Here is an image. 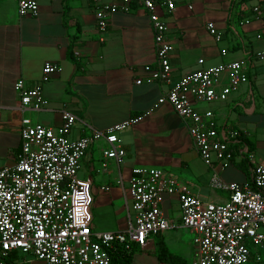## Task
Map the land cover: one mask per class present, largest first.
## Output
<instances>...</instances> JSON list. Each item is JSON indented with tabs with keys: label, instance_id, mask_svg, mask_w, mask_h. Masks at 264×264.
Here are the masks:
<instances>
[{
	"label": "crops",
	"instance_id": "1",
	"mask_svg": "<svg viewBox=\"0 0 264 264\" xmlns=\"http://www.w3.org/2000/svg\"><path fill=\"white\" fill-rule=\"evenodd\" d=\"M175 3V10L166 16L172 52L171 79L165 84L145 81L148 73L144 68H155L156 57L149 18L142 9L134 6L128 13H112L106 31L101 33L92 0H40L35 17H19L17 0H0V166H12L16 160L22 118L56 128L62 123L61 112H72L78 121L69 139L76 140L148 112L140 123L118 134L125 152L119 165L110 161L102 171V151L107 148L103 140L91 144L81 162L77 179L92 195V223L99 230L92 228L95 232L127 230V187L134 167L162 169L203 202L219 203L228 198L226 191L210 188L211 172L193 149L184 122L167 104L153 108L175 81L194 70L236 60L248 62V84L241 85L224 102L195 103L194 107L199 112L211 111L219 126L238 131L254 157L253 163L264 162V63L256 58L264 49V0ZM256 7L260 16L253 12ZM208 22L222 32L220 42L207 33ZM47 62L57 65L59 71L42 84L46 107L38 112H20L14 84L18 80L26 87L39 83ZM136 80L141 83L136 84ZM226 82L227 76L222 75L220 84ZM230 166L236 170L229 167L222 171L223 182L250 181L251 165L246 160L236 157ZM102 186L109 191H101ZM160 208L166 218L179 221L175 195L163 194ZM158 241L186 264L192 261L191 240L162 234L143 247L134 245L130 264H162L156 258ZM24 259L29 264H44L31 257ZM249 262L261 264L260 253L251 254Z\"/></svg>",
	"mask_w": 264,
	"mask_h": 264
},
{
	"label": "built area",
	"instance_id": "2",
	"mask_svg": "<svg viewBox=\"0 0 264 264\" xmlns=\"http://www.w3.org/2000/svg\"><path fill=\"white\" fill-rule=\"evenodd\" d=\"M39 1L17 0L18 16H37ZM92 3L101 33L106 31L114 12L128 13L136 6L147 13L156 66L144 68L148 73L145 81L168 84L172 46L166 16L175 10V0ZM253 12L261 15L257 7ZM205 28L215 42L221 41L222 32L213 23H206ZM256 58L264 63V49ZM247 64L246 60H236L194 70L175 81L153 106L169 105L184 122L193 149L211 172L210 188L226 191L228 198L219 203L203 202L162 169L134 167L127 187L133 218H128L125 232L93 231L92 195L77 174L89 146L97 140L107 145L102 151V171L107 170L110 161L119 165L125 152L118 134L140 123L148 112L76 140L69 139L78 121L72 112L63 110L62 123L56 128L22 118L16 160L12 166H0V264H29L24 257L44 264H110L111 252L130 250L132 245L143 247L148 240L180 228L193 235L194 254L189 264H246L251 246L264 251V162L253 163L254 157L238 131L219 126L211 111L199 112L194 107L195 103L224 102L241 85L248 84ZM58 71L57 65L47 62L42 66L39 83L26 87L23 80H18L14 84L20 112H38L46 107L42 84ZM222 75L227 76L223 85ZM236 157L251 165V179L242 184L225 183L220 173ZM100 190L107 192L109 187L102 186ZM163 194L176 196L179 221L164 216L160 208ZM11 254L23 257L11 259ZM256 260L260 258L256 256Z\"/></svg>",
	"mask_w": 264,
	"mask_h": 264
},
{
	"label": "trees",
	"instance_id": "3",
	"mask_svg": "<svg viewBox=\"0 0 264 264\" xmlns=\"http://www.w3.org/2000/svg\"><path fill=\"white\" fill-rule=\"evenodd\" d=\"M135 246L132 245L130 250H116L110 253V264H130L134 255ZM11 259L16 258V254H11ZM156 258L162 264H186L178 255L171 253L166 246L158 241L156 249Z\"/></svg>",
	"mask_w": 264,
	"mask_h": 264
},
{
	"label": "rangeland",
	"instance_id": "4",
	"mask_svg": "<svg viewBox=\"0 0 264 264\" xmlns=\"http://www.w3.org/2000/svg\"><path fill=\"white\" fill-rule=\"evenodd\" d=\"M230 167V168H229ZM228 168H229V170H232V169H235L233 166L231 167V166H229ZM236 170V169H235ZM82 171H79L78 172V176H79V174L81 173ZM77 176V177H78ZM125 214V213H124ZM172 214L174 215V216H176V214L177 213H174V211L172 212ZM130 215H131V217L133 218V212L131 211V209H130ZM123 218H125V215L123 216ZM92 228L94 229V230H96V231H99L98 229H96L95 227H94V223H92ZM165 235H171L172 237H179V238H181V239H183L184 241H188V239L189 240H191V245H192V250H193V235H192V233L189 231V230H186V229H182V228H180V229H175V230H169V231H166L165 233H164ZM250 250H251V253H252V255H254V253L255 252H259L260 253V255H261V257H262V260H263V262L261 263V264H264V251L263 250H260V249H258L257 247H250ZM23 256L21 255V254H19L18 255V258L19 259H21ZM39 262V261H38ZM248 264H254L253 262H249Z\"/></svg>",
	"mask_w": 264,
	"mask_h": 264
}]
</instances>
